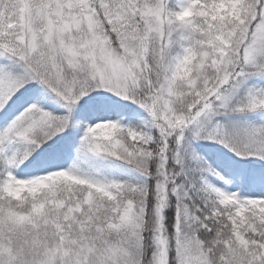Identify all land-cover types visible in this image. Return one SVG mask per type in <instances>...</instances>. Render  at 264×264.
<instances>
[{
	"label": "snow or ice",
	"instance_id": "6c2138e0",
	"mask_svg": "<svg viewBox=\"0 0 264 264\" xmlns=\"http://www.w3.org/2000/svg\"><path fill=\"white\" fill-rule=\"evenodd\" d=\"M0 264H264V0H0Z\"/></svg>",
	"mask_w": 264,
	"mask_h": 264
}]
</instances>
